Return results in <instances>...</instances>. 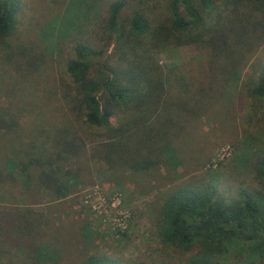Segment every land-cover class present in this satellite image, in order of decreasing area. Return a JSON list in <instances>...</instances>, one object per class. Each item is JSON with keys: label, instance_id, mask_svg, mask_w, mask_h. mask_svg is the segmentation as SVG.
I'll use <instances>...</instances> for the list:
<instances>
[{"label": "trees", "instance_id": "16d2710c", "mask_svg": "<svg viewBox=\"0 0 264 264\" xmlns=\"http://www.w3.org/2000/svg\"><path fill=\"white\" fill-rule=\"evenodd\" d=\"M146 1L154 0H136L139 5ZM165 2L167 14L161 20L142 8L122 19L128 3L114 0L107 7L100 31L101 46H74V57L66 62L76 98L70 110L85 125L86 141L76 137L81 141L78 147L69 144L73 142L60 147L62 134L73 135L71 130H56L54 138L53 131H40L44 138H53L51 152L38 151L36 146H28V151L53 157L56 162L50 171L40 170L46 165L41 159H26L28 152L3 159L2 154L13 149L5 135L11 140L22 139L20 142L24 137L16 134L20 121L13 116L11 122H5V112L0 110L1 202L17 201L39 188L45 195L51 191L54 200L64 198L68 190L58 182L68 178V172H60L63 165L56 163L66 162L68 153L70 159L85 156L84 160L99 164L115 177L153 176L163 167L183 164L176 148L183 145L180 140L189 126L207 117L211 99L217 97L218 103L224 89L238 80L254 58L251 65L256 76L248 93L264 103V63L256 56L264 46V0ZM19 3L0 0V45H7L13 32ZM172 47L200 50L205 70L182 85L171 86L156 56ZM38 66L28 67L34 72ZM112 116L117 118L115 125L110 122ZM29 167L36 172H30ZM256 171L264 184V155L258 158ZM22 202L18 205L24 206L0 204V264L41 262L38 237L46 224V211ZM157 227L163 243L182 252L197 250L187 264H264V206L254 190L239 188L231 196L219 191L211 180L183 181L161 198ZM230 249L237 252L235 262L217 259ZM80 264L120 262L91 254Z\"/></svg>", "mask_w": 264, "mask_h": 264}, {"label": "rangeland", "instance_id": "374dc122", "mask_svg": "<svg viewBox=\"0 0 264 264\" xmlns=\"http://www.w3.org/2000/svg\"><path fill=\"white\" fill-rule=\"evenodd\" d=\"M112 1L19 0L13 32L7 45H0V110L5 112V122L14 117L20 121L21 129L16 134L24 140H11L5 135L13 149L2 154L3 159L28 152L26 159H41L46 165L40 170L50 171L56 160L48 154L30 152L28 146L51 152L56 130L64 129L73 135L62 134L60 147L69 142L78 147L81 141L76 137L86 141L85 125L70 110L76 98L66 62L74 57L76 44L100 45V31ZM125 1L128 5L121 12L122 19L139 8L146 9L155 20L167 14L165 0L146 1L144 5L136 0ZM112 46H108L107 54ZM258 52L257 58L264 63V46ZM254 59L237 81L228 84L218 103L217 97L211 99L207 117L189 126L180 140L183 145L176 148L183 164L163 167L153 176L115 177L99 164L84 160L85 156L70 159L68 153L66 162L56 163L63 165L60 172H68V178L58 182L68 190L64 198L54 200L51 191L45 195L39 188L17 201L11 196L10 203L0 201L4 206H24L18 205L24 201L45 208L46 224L41 229L45 233L38 237V263L80 264L93 254L105 255L120 264H187L197 250L182 252L163 243L157 227L161 198L183 181L211 180L219 191L231 196L239 188L254 190L264 206V184L256 175V162L264 155V103L248 93L255 80L251 65ZM156 60L171 86L182 85L205 70V59L198 49L172 47L161 51ZM37 64L39 68L30 71L28 66ZM110 122L115 125L116 116ZM40 131H53V138H44ZM78 167L80 172L75 171ZM236 255L230 249L217 259L235 262Z\"/></svg>", "mask_w": 264, "mask_h": 264}]
</instances>
